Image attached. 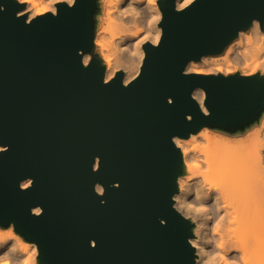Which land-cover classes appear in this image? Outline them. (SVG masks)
<instances>
[{
  "label": "water",
  "instance_id": "95a60500",
  "mask_svg": "<svg viewBox=\"0 0 264 264\" xmlns=\"http://www.w3.org/2000/svg\"><path fill=\"white\" fill-rule=\"evenodd\" d=\"M0 3V145L10 146L0 157V223L14 222L38 243L41 264H192L191 226L171 209L184 169L170 138L205 125L243 132L264 111V80L181 72L189 60L220 53L251 19L264 23V0H198L182 14L172 0L161 3L162 44L145 45L142 75L128 88L122 74L104 86L95 60L80 64L77 51L92 47L95 0L58 5V18L30 26L16 18L23 6ZM196 87L207 90L208 118L190 99ZM26 177L34 186L21 191ZM97 182L104 197L93 191ZM36 205L39 218L29 211Z\"/></svg>",
  "mask_w": 264,
  "mask_h": 264
},
{
  "label": "clouds",
  "instance_id": "9594fccd",
  "mask_svg": "<svg viewBox=\"0 0 264 264\" xmlns=\"http://www.w3.org/2000/svg\"><path fill=\"white\" fill-rule=\"evenodd\" d=\"M23 6L16 18H25L30 26L40 17L51 14L59 17L58 5L71 10L78 0H13ZM93 12L92 47L88 52L77 51L80 64L88 69L95 60L104 69L102 83L108 86L122 74L121 86L128 88L142 75L147 50L161 46L164 37V12L161 3L167 0H95ZM198 0H172L173 11L182 14ZM6 11L0 3V13ZM257 78L264 80V23L253 18L245 28L237 29L235 36L218 54L201 55L199 60H189L182 69L184 77H212L230 79ZM190 99L205 118L212 115L207 107V90L196 87ZM168 98L167 103L173 104ZM190 123L191 115H186ZM255 133L246 139L249 133ZM228 136L231 143L222 137ZM171 144L180 153L183 174L175 178L176 190L171 194V209L186 223L191 235L186 238L192 250V264H264V111L243 132L225 133L219 129L202 126L190 131L187 137L173 135ZM245 140L246 142H239ZM10 146L0 145V157L9 152ZM246 165L242 176L235 168V161ZM101 161L94 157L92 171L98 172ZM34 179L26 177L19 182L21 191L30 190ZM119 188V183L111 185ZM93 191L104 197L105 187L97 182ZM101 205L106 200H100ZM30 214L41 217L40 205L31 208ZM255 214L257 223L254 235H240L242 213ZM162 226L165 220H160ZM96 248V242L90 241ZM40 245L26 240L14 222L7 227L0 223V264H41Z\"/></svg>",
  "mask_w": 264,
  "mask_h": 264
},
{
  "label": "bare ground",
  "instance_id": "6f19581e",
  "mask_svg": "<svg viewBox=\"0 0 264 264\" xmlns=\"http://www.w3.org/2000/svg\"><path fill=\"white\" fill-rule=\"evenodd\" d=\"M255 133L253 132L252 134L249 135L248 138L246 139H251L252 136H254ZM222 139L224 140H227L231 143H237V141H231L230 138H226V137H222ZM239 142H246L245 140H242V141H239ZM235 168L237 169L238 171V174L240 176H242V174L244 173L245 169H246V165L240 161V160H237L235 161ZM240 223V227H241V232H240V235L242 237H246L248 235H254L255 232L253 231L256 223H257V218L253 213H250L249 215L245 216L243 213L241 215V219L239 221Z\"/></svg>",
  "mask_w": 264,
  "mask_h": 264
},
{
  "label": "rangeland",
  "instance_id": "374dc122",
  "mask_svg": "<svg viewBox=\"0 0 264 264\" xmlns=\"http://www.w3.org/2000/svg\"><path fill=\"white\" fill-rule=\"evenodd\" d=\"M250 134H252V133H249V135H250ZM224 137L229 138L228 136H224ZM248 137H249V136H248ZM248 137H247V138H248Z\"/></svg>",
  "mask_w": 264,
  "mask_h": 264
}]
</instances>
